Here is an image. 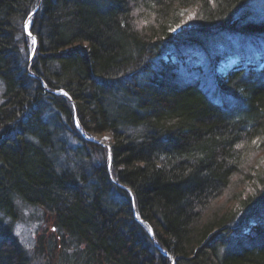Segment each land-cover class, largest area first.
Masks as SVG:
<instances>
[{"label":"trees","instance_id":"trees-1","mask_svg":"<svg viewBox=\"0 0 264 264\" xmlns=\"http://www.w3.org/2000/svg\"><path fill=\"white\" fill-rule=\"evenodd\" d=\"M0 85V264H264V0H0Z\"/></svg>","mask_w":264,"mask_h":264},{"label":"rangeland","instance_id":"rangeland-1","mask_svg":"<svg viewBox=\"0 0 264 264\" xmlns=\"http://www.w3.org/2000/svg\"><path fill=\"white\" fill-rule=\"evenodd\" d=\"M195 11H196L195 5L188 7L182 17L184 24L175 27L173 31H178L181 27L192 24L193 20L196 18ZM238 46L239 43H236V39H232V40L229 39V41L225 43L224 48L227 49L228 51H231L236 49ZM96 137H97L96 138L97 141L104 142L106 144H108V142L111 140L110 134H105L103 136H96ZM251 161L252 162L248 163L246 167L253 168L254 172L258 170L257 172H262L264 174V150H262V152L255 153L254 157L251 158ZM253 171H252V175L254 174ZM255 185L256 182L252 180L251 181L248 180L245 181V184L243 185L242 189L244 190V193L249 194L250 192H252ZM40 221H41L40 209H33V208L25 209V211L22 212L21 221H18L15 224V232L25 243H29L31 242L32 237L34 236V233L36 231V228L39 226Z\"/></svg>","mask_w":264,"mask_h":264},{"label":"bare ground","instance_id":"bare-ground-1","mask_svg":"<svg viewBox=\"0 0 264 264\" xmlns=\"http://www.w3.org/2000/svg\"><path fill=\"white\" fill-rule=\"evenodd\" d=\"M234 61H235V60H234ZM234 61H230L229 64H230V65H233V63H235ZM226 71H227V69H226V68H225V69L223 68L222 70H220V71H218V72L221 73V74H224ZM96 136H99V135H96V134H95L93 138L96 139V138H97Z\"/></svg>","mask_w":264,"mask_h":264},{"label":"water","instance_id":"water-1","mask_svg":"<svg viewBox=\"0 0 264 264\" xmlns=\"http://www.w3.org/2000/svg\"><path fill=\"white\" fill-rule=\"evenodd\" d=\"M38 7H39V6H38ZM38 7H37V8H38ZM33 51H34V49H33ZM32 55H33V52H32ZM32 55H31V56H32ZM93 137H94V136H90V137L88 136L87 139H89V140H93V141H96V142H97V140H95ZM101 144L106 145L105 143H101ZM174 262H175V260L172 261V264H174Z\"/></svg>","mask_w":264,"mask_h":264}]
</instances>
